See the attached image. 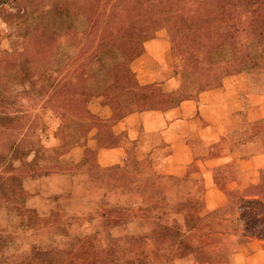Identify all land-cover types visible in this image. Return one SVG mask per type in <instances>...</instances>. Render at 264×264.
<instances>
[{
  "label": "rangeland",
  "instance_id": "374dc122",
  "mask_svg": "<svg viewBox=\"0 0 264 264\" xmlns=\"http://www.w3.org/2000/svg\"><path fill=\"white\" fill-rule=\"evenodd\" d=\"M104 1L0 0V264H264V240L223 200L238 169L206 167L236 136L178 140L170 160L162 117L240 74L264 92V56L247 69L216 53L264 45L259 0H117L109 18ZM105 25L113 47L92 54ZM130 27L126 58L112 39ZM178 160L184 173H166ZM162 224L179 236L159 241Z\"/></svg>",
  "mask_w": 264,
  "mask_h": 264
},
{
  "label": "crops",
  "instance_id": "0c3cea01",
  "mask_svg": "<svg viewBox=\"0 0 264 264\" xmlns=\"http://www.w3.org/2000/svg\"><path fill=\"white\" fill-rule=\"evenodd\" d=\"M252 53L250 50H243L237 56L234 53H226L219 57L224 61L232 59V62L236 61L242 67L249 69L253 67L250 62L254 59ZM249 57H251L250 60ZM177 112L179 116L175 115ZM179 112H182L183 116ZM164 115H166L165 119ZM162 117L163 126L166 127L164 134L172 140L175 138L173 142L172 140L169 142L170 160L176 157L175 151L171 148L173 144L179 145L180 148L181 143V148L184 149L187 137L196 136L201 139L199 141L202 144H210L221 142L222 138L236 136L233 143L227 142L225 153L219 158L215 157L218 162L206 166L209 170L220 166L224 168L223 172L230 175H234V169H238V175L231 180V184L225 178L220 181L227 185L225 187L227 193L245 190L257 184L261 176H264V92L256 91L246 74L223 80L209 89L200 91L197 96L185 98ZM196 120L199 121L200 128L193 130V122ZM227 120L237 121V124L230 125L228 122L229 125L226 126ZM178 127H182L184 132L177 134L175 129ZM200 158L202 159V156ZM204 162L207 165L208 161ZM185 163L187 160L183 162L178 160L177 164L170 163L165 171L180 176L185 171ZM210 180H213V176H210ZM225 194L224 192V201L227 196Z\"/></svg>",
  "mask_w": 264,
  "mask_h": 264
},
{
  "label": "trees",
  "instance_id": "16d2710c",
  "mask_svg": "<svg viewBox=\"0 0 264 264\" xmlns=\"http://www.w3.org/2000/svg\"><path fill=\"white\" fill-rule=\"evenodd\" d=\"M102 1V0H101ZM104 1V0H103ZM117 0H112L109 3V6L111 7L109 10V13L107 15L106 18H109L111 16V14L114 12V10L118 7V3H116ZM135 1V3L137 2V0H133ZM105 2V1H104ZM262 2L263 0H259L258 2H254L253 6V10L250 11L251 13H249L252 18V21L254 22L257 21L260 18V14L262 13V11L264 10L263 6H262ZM97 5V4H96ZM87 6L91 7V10L95 13V10L98 11L99 6H95L94 8V4L93 2L89 3ZM240 6V5H239ZM98 13V12H97ZM253 14V15H252ZM246 15H243V19H245ZM264 20V19H263ZM122 26H117V28L114 26V28H112V31L115 30H120ZM232 28V27H231ZM108 26L105 25V27H102L101 30V37L103 39L100 40L99 43H97L96 45L93 46L92 48V54L94 52H98V53H102L104 51H106L107 49H111L113 47L114 43H110L109 41L107 42L108 37L106 35H109L108 31ZM129 29V30H128ZM123 33L124 31H126V33L128 35L131 34L130 38L126 39L128 36H121V37H117L118 35L114 36V34H111L112 36H114V38L112 39L115 41H119V46L124 48L125 51H123L122 56L126 57V58H130L133 57L136 53L137 47H134L133 45H136V43L133 40L132 34L135 33L136 28L135 27H130V28H122L121 30ZM106 36V38L104 37ZM246 36H249L246 35ZM255 50H252L251 45L249 46V50L252 51L253 53V57L254 59H257V56L259 57H263L264 56V45L262 43L257 44ZM217 53V57L221 54L224 55L226 53H228L226 51V47L223 48L222 50L216 52ZM90 54V55H92ZM221 59V58H220ZM223 63L222 65L226 64V60L224 61L223 59H221V62ZM113 85V84H112ZM107 87V86H105ZM76 92V91H74ZM135 104L137 102H134ZM134 104V105H135ZM264 184H262V182L259 185H256L257 188H261ZM255 186V187H256ZM264 188V186H263ZM261 189H258V191ZM227 194L228 200H229V210L235 211V214L238 215L237 217V221L241 222L243 226H245L246 230H248L249 232L253 233L252 236H255L256 238H258L259 240H264V192H257L254 194H242L239 192H225ZM183 208L185 210H191L192 206H189L187 202H185L183 204ZM206 216V215H205ZM208 219H213L216 218L215 215L211 216V217H206ZM196 226H193L192 229L194 230ZM212 231V230H211ZM154 235V237H156L159 241H163L165 236H171V237H177V234L179 236V232H173L172 228L162 224L159 227H157L155 230H153L152 232ZM212 234H215V231H212ZM184 242V238L181 240Z\"/></svg>",
  "mask_w": 264,
  "mask_h": 264
}]
</instances>
